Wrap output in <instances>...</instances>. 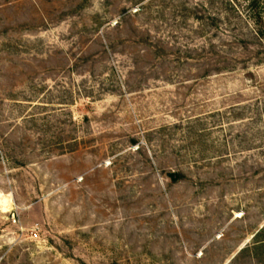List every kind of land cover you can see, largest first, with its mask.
I'll return each mask as SVG.
<instances>
[{
	"label": "rangeland",
	"instance_id": "1",
	"mask_svg": "<svg viewBox=\"0 0 264 264\" xmlns=\"http://www.w3.org/2000/svg\"><path fill=\"white\" fill-rule=\"evenodd\" d=\"M208 3L0 0V264H264V47Z\"/></svg>",
	"mask_w": 264,
	"mask_h": 264
},
{
	"label": "trees",
	"instance_id": "2",
	"mask_svg": "<svg viewBox=\"0 0 264 264\" xmlns=\"http://www.w3.org/2000/svg\"><path fill=\"white\" fill-rule=\"evenodd\" d=\"M232 0H209V7L212 11L206 9H195L194 17L199 19L208 27H217L219 23H222L224 19L221 18L223 12L226 13V18H230V15L235 14V7L232 5ZM262 0H248L247 9L248 18L252 21V25L249 26L246 33L240 39L241 43L245 48H249L248 43H252L255 40L259 47H264V6H261ZM231 13V14H230ZM237 14V13H236ZM239 15V14H237ZM264 61V58L261 59ZM173 179L176 180L177 175H172ZM258 232L255 237L258 236Z\"/></svg>",
	"mask_w": 264,
	"mask_h": 264
},
{
	"label": "bare ground",
	"instance_id": "3",
	"mask_svg": "<svg viewBox=\"0 0 264 264\" xmlns=\"http://www.w3.org/2000/svg\"><path fill=\"white\" fill-rule=\"evenodd\" d=\"M0 204L4 211H9L13 206L12 202L8 201L6 198H1V197H0Z\"/></svg>",
	"mask_w": 264,
	"mask_h": 264
},
{
	"label": "water",
	"instance_id": "4",
	"mask_svg": "<svg viewBox=\"0 0 264 264\" xmlns=\"http://www.w3.org/2000/svg\"><path fill=\"white\" fill-rule=\"evenodd\" d=\"M12 219L14 222H16V217L15 216H12Z\"/></svg>",
	"mask_w": 264,
	"mask_h": 264
},
{
	"label": "crops",
	"instance_id": "5",
	"mask_svg": "<svg viewBox=\"0 0 264 264\" xmlns=\"http://www.w3.org/2000/svg\"><path fill=\"white\" fill-rule=\"evenodd\" d=\"M240 250H241V248H240Z\"/></svg>",
	"mask_w": 264,
	"mask_h": 264
}]
</instances>
